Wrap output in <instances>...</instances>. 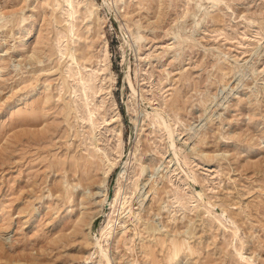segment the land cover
Wrapping results in <instances>:
<instances>
[{
	"label": "rangeland",
	"instance_id": "rangeland-1",
	"mask_svg": "<svg viewBox=\"0 0 264 264\" xmlns=\"http://www.w3.org/2000/svg\"><path fill=\"white\" fill-rule=\"evenodd\" d=\"M99 263L264 264V0H0V264Z\"/></svg>",
	"mask_w": 264,
	"mask_h": 264
},
{
	"label": "bare ground",
	"instance_id": "bare-ground-1",
	"mask_svg": "<svg viewBox=\"0 0 264 264\" xmlns=\"http://www.w3.org/2000/svg\"><path fill=\"white\" fill-rule=\"evenodd\" d=\"M175 32H176V31H175ZM136 34H137V33H136ZM136 34H135V35H136ZM138 38H139V37H137L136 39H138ZM109 167H112V163H110ZM101 204L103 205V202H102V201H101ZM121 204H122V203H121ZM102 205L100 206L99 211H101V209H102V208H101ZM109 205L111 206V202H110V201H109ZM131 209H132V207H131ZM131 215H132V214H131ZM107 226H108L107 233H109V231L111 230V226H112V225H110L109 222H108V223H107ZM149 227H150V226H149ZM102 238H103V237H102ZM95 244H96V243H95ZM97 244L99 245V240H97ZM97 244H96V245H97ZM95 247H96V246H95ZM97 248H98V246H97ZM99 248H100V247H99ZM100 250L102 251V249H100ZM101 257H102V256H101ZM99 264H100V263H99Z\"/></svg>",
	"mask_w": 264,
	"mask_h": 264
}]
</instances>
